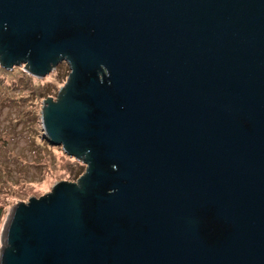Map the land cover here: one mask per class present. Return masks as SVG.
I'll return each instance as SVG.
<instances>
[{"label":"water","instance_id":"water-1","mask_svg":"<svg viewBox=\"0 0 264 264\" xmlns=\"http://www.w3.org/2000/svg\"><path fill=\"white\" fill-rule=\"evenodd\" d=\"M64 64L43 139L84 172L0 264H264V0H0V66Z\"/></svg>","mask_w":264,"mask_h":264},{"label":"rangeland","instance_id":"rangeland-1","mask_svg":"<svg viewBox=\"0 0 264 264\" xmlns=\"http://www.w3.org/2000/svg\"><path fill=\"white\" fill-rule=\"evenodd\" d=\"M68 73L64 64L40 79L23 67L0 66V232L14 204L84 172L81 162L43 139L42 104L64 85Z\"/></svg>","mask_w":264,"mask_h":264}]
</instances>
